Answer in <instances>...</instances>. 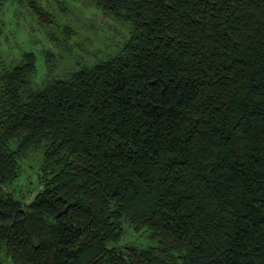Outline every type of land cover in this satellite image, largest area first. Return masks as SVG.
<instances>
[{
	"label": "trees",
	"instance_id": "1",
	"mask_svg": "<svg viewBox=\"0 0 264 264\" xmlns=\"http://www.w3.org/2000/svg\"><path fill=\"white\" fill-rule=\"evenodd\" d=\"M89 1L113 54L39 86L0 59V264H264V0Z\"/></svg>",
	"mask_w": 264,
	"mask_h": 264
},
{
	"label": "rangeland",
	"instance_id": "2",
	"mask_svg": "<svg viewBox=\"0 0 264 264\" xmlns=\"http://www.w3.org/2000/svg\"><path fill=\"white\" fill-rule=\"evenodd\" d=\"M37 2L51 13L52 23H40L24 2L0 0V59L10 66L21 59L24 51L34 52L36 71L30 80L35 86L50 76H62L113 54L127 36L128 25L105 17L89 0ZM47 52L51 57L48 64L45 63ZM40 157L41 152L34 151L23 158L20 173L13 182L27 200L35 192ZM126 240L144 244L146 233L129 230ZM3 258L0 254V260Z\"/></svg>",
	"mask_w": 264,
	"mask_h": 264
}]
</instances>
